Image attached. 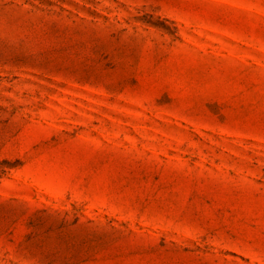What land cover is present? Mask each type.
I'll list each match as a JSON object with an SVG mask.
<instances>
[{"label": "rangeland", "instance_id": "1", "mask_svg": "<svg viewBox=\"0 0 264 264\" xmlns=\"http://www.w3.org/2000/svg\"><path fill=\"white\" fill-rule=\"evenodd\" d=\"M0 264H264V0H0Z\"/></svg>", "mask_w": 264, "mask_h": 264}]
</instances>
